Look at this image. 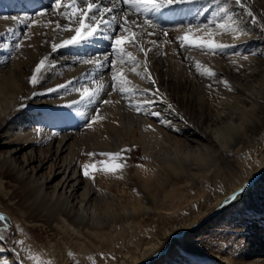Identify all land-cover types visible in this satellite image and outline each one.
<instances>
[{
  "label": "bare ground",
  "instance_id": "1",
  "mask_svg": "<svg viewBox=\"0 0 264 264\" xmlns=\"http://www.w3.org/2000/svg\"><path fill=\"white\" fill-rule=\"evenodd\" d=\"M221 1L251 33L236 40L230 34L216 36L218 42L236 45L223 57L187 46L180 49L175 39L185 26L205 24L217 0H194L166 11L163 16L171 14L172 21L155 18L169 30L173 43L160 48L166 55L155 50L149 54L150 70L168 100L202 124L197 139L186 143L165 134L152 117L128 114L126 102L113 93L111 98L121 102L102 105L106 119L99 122L107 135L119 131L121 136L112 144L102 141L99 129L85 126L83 114L92 115L94 106H67L79 99V93L48 91L68 80L74 81L72 88L91 87L98 78L105 84L101 99L108 98L110 67L96 73L91 65L74 63L77 50L72 48L51 53L55 25L45 29L42 24L56 17L36 14L47 13L53 0H0V216L11 220L16 237L12 250L0 237V264H142L157 255L168 237L181 232L171 251L153 264H190L194 256L199 264H264V60L231 55L253 54L254 45L262 43L264 0H247L257 9L255 25L237 5L230 8ZM25 18L41 21L34 26L40 34L17 51L14 45L26 31L19 20ZM146 39L164 38L161 34ZM108 47L101 40L80 51L101 53ZM129 50L143 59L142 53ZM44 54H51L54 64L33 86L28 78ZM186 56L190 59L184 60ZM197 60L212 68L217 79L237 72L228 74L233 91L225 92L218 111L203 101L202 83L188 81L195 80ZM127 75L140 89L151 85L133 73ZM83 126L96 151L106 152L110 145L112 152L134 146L127 153L129 169H124L123 179L104 182L98 190L87 183L71 148ZM138 154L142 163L135 161ZM250 182L253 186L245 191ZM184 211H189L185 217ZM116 245L123 248L117 250ZM183 248L198 254L190 256Z\"/></svg>",
  "mask_w": 264,
  "mask_h": 264
},
{
  "label": "snow or ice",
  "instance_id": "2",
  "mask_svg": "<svg viewBox=\"0 0 264 264\" xmlns=\"http://www.w3.org/2000/svg\"><path fill=\"white\" fill-rule=\"evenodd\" d=\"M193 2L194 0H53L47 13L42 11L36 14L41 18L46 15L56 17L55 20H48L47 23L42 24L45 29H48L52 24L55 25L51 28L52 33L55 34L52 38L51 53H56L60 49L72 48L77 50L73 56L74 63L91 65L92 70L96 73H101L106 67H110L111 91L107 92L108 98L101 99L105 84L100 82L98 78L94 79V86L91 87L81 85L72 88L70 86L74 84V81L68 80L66 83L48 89V91L65 90L79 93V99H73L72 103L67 105L68 107L81 103L94 106L91 116L86 113L83 114L86 117V127L89 129L94 124L106 119L101 111L102 105H113L121 102L111 98L113 93L118 94L126 102L127 107L136 114L155 117L159 124L168 126L170 122L162 119L161 113L154 110L155 100L153 97L159 99L161 103L164 102L159 89H140L128 78L127 73H133L152 85L156 84L149 67L151 63L149 54L155 50L158 54L166 55V53H160L159 50L163 45L171 44L173 41L169 39V30L163 28L155 18L163 16L166 11H171L173 8ZM234 3L250 17L251 24L257 23V17L248 9L245 0H234ZM3 19L9 18L4 17ZM12 19L17 20V18ZM61 20L67 23H61ZM19 23L25 26L26 31L20 34L14 45L17 51L21 49L24 41L31 40L34 35L40 34L34 31V26L40 24L41 21L25 18L19 20ZM213 25L214 27H212ZM64 33H69V35L64 36ZM194 33H202V36H196ZM161 34L164 38L162 41L146 39V37L160 36ZM223 34H230L233 40L239 39L241 36L251 35L242 27L238 17L230 15L229 11L221 6L213 14V18L208 19L205 24L185 26L183 35H177L175 39L179 41L180 49H197L204 55L223 57L230 48L236 47L234 43L228 44L215 40L216 36ZM101 40L107 42L109 46L107 51L101 53L80 51ZM145 44H151L152 47H145ZM28 47H32V45H28ZM129 48L142 53L143 59H138L137 55ZM231 55L238 56L243 60L249 59L248 55L236 51H233ZM189 59L190 57H184V60ZM231 63L235 65L237 61L232 60ZM53 64L54 60L51 54H44L32 70L28 82L33 86L37 85ZM194 67L200 76L223 85L230 92L233 91L230 83L225 79H217V73L209 66L197 60ZM237 70H239V66ZM207 87L212 89V83L208 84ZM23 106L21 103L20 107ZM168 108L172 109L173 106L169 104ZM148 128H151V125H148ZM152 130L155 131V129ZM52 135L55 136L57 133H52ZM133 150L134 146L122 148L119 152H89L87 153L89 157L99 155L107 159L101 161L99 165L84 164L82 175L93 180V182L97 173L123 179V171L128 167L127 153ZM109 161L113 162L110 163ZM136 167H142V165H136ZM235 198L233 196L229 200ZM4 219L5 217L0 216V221Z\"/></svg>",
  "mask_w": 264,
  "mask_h": 264
},
{
  "label": "rangeland",
  "instance_id": "3",
  "mask_svg": "<svg viewBox=\"0 0 264 264\" xmlns=\"http://www.w3.org/2000/svg\"><path fill=\"white\" fill-rule=\"evenodd\" d=\"M234 0H224V1H221L222 2V4L224 3V2H227L228 4H229V7L231 8V6L233 5H235V3L233 2ZM220 2V3H221ZM245 3H247L246 5H247V7H248V9L249 10H251V11H253V14L254 15H256L257 13H255V11L257 10L256 8H254V7H252L254 4H252V3H250V4H248V1L247 0H245ZM217 6V8L215 7L214 9H213V12H212V14H214V13H216L217 12V10H218V8L219 7H221L222 5H220L219 3L218 4H216ZM249 5V6H248ZM236 6V5H235ZM236 8H238V9H240V10H243V9H241L238 5L236 6ZM211 18H213V16L211 17ZM261 21V20H260ZM212 27H214V25L212 26ZM264 29V28H263ZM262 38H263V41H262V43L260 44V45H258V44H255L254 46H255V48L253 49V52L252 53H256L255 55H251V54H247L248 56L249 55H251L252 57V59H258V60H264V30H262ZM253 46V47H254ZM257 46V47H256ZM259 47V48H258ZM254 56H256V57H254ZM236 71H234V70H231V72H225L224 73V76L221 78V79H225V80H227L229 83H231V84H233V80H231L232 79V76L230 77L228 74L230 73V74H232L233 75V73H235ZM171 73V72H170ZM169 72L167 73V74H170ZM197 73V72H196ZM195 72H194V74L192 75V78H194L195 80H193L192 78V80H188V81H190V82H193L192 84H194V81H197V82H199L201 85H202V87H200V90H201V92H202V96H204V100L203 101H205V102H207V104L208 105H210V106H212V107H214V108H212L213 110H215V111H218L220 108H219V106L221 105V104H219L220 103V101H221V99H222V101H224L225 100V92H227L228 90L227 89H225L224 87H223V85H219V84H217V83H213V81H211V80H209L208 78H205V77H202V76H200L198 73L196 74ZM237 73V72H236ZM164 76V75H163ZM154 78V77H153ZM231 78V79H230ZM173 79V80H172ZM171 79V81L172 82H178L177 81V79H175V78H172ZM203 79V80H202ZM207 81H206V80ZM155 81H156V79H155ZM209 81V82H208ZM205 82V83H204ZM210 83H212V85H213V88L212 89H210V88H208L207 87V85L208 84H210ZM157 84V85H156ZM155 85H149L148 86V88H152L153 90H155L156 88H158L159 89V93H160V95L163 97V99H164V102L163 103H161L160 102V100L159 99H157V98H155V97H153V99L155 100V105H154V110L155 111H158V112H160V113H162L161 114V118L162 119H165V120H167V121H171L170 122V124L168 125V126H164V125H161V124H159L158 122H157V118H155V117H152V118H150V121H152L154 124H158V125H160V127L163 129V132H165V134L167 133V135H169V136H171V137H174V138H176V139H178V140H184V141H186V143L187 142H189V141H191V140H196L197 139V135H199L198 133H201V130H203V127H202V124L200 123V122H198V121H195L194 119H192L191 117H189L188 115H186L182 110H180L178 107H177V105L174 103V102H172V101H170V100H168V99H170L169 98V96H168V94H167V92H165L162 88H161V86L158 84V82L156 83ZM230 84V85H231ZM214 89V90H213ZM222 92V93H221ZM167 95V96H166ZM221 95V96H220ZM168 97V98H167ZM168 100V101H167ZM217 100V101H216ZM212 101V102H211ZM221 101V102H222ZM168 102V103H167ZM170 102V103H169ZM216 102V103H215ZM219 102V103H218ZM213 103V104H212ZM215 103V104H214ZM167 104L169 105V104H171L172 106H173V109L174 108H176V109H174V111H173V109H169L168 108V106H167ZM219 105V106H218ZM159 108H158V107ZM166 106V107H165ZM215 106H218V107H215ZM47 107H49V106H47ZM168 108V109H167ZM219 108V109H218ZM47 109H52V108H47ZM21 110H22V108H21ZM124 110H126V112L128 113V114H130V115H133V116H138V114H136L134 111H132V110H130L128 107H124ZM173 112H172V111ZM182 111V112H181ZM134 112V113H133ZM126 113V114H127ZM88 116H91V114H89ZM180 116V117H179ZM84 121H85V119H86V117H85V115H84ZM180 118V119H179ZM190 118H191V120H190ZM192 121V122H191ZM196 122V123H195ZM172 123V124H171ZM98 124V125H97ZM97 124H94L93 125V127H92V129H95V127H96V129L98 130V131H100V132H102V135L100 136L101 137V139H102V141L103 142H110V143H114L115 142V139H117L118 137H120L121 135L119 134V131H117V132H115V133H110V135H107L106 133H104V131H103V127H102V125L101 124H99V123H97ZM183 124V125H182ZM194 124V125H193ZM172 125V126H171ZM86 126V125H85ZM85 126H83V128L81 127L80 129H78L77 130V134H76V136H75V138L76 139H78V143H76V142H71V144H72V146H74V147H71V148H73L72 149V152L73 153H75V155H77V156H75L76 158H78V161H80V165H81V167L84 165V164H97V165H99L100 164V162L101 161H104V160H106L107 158L106 157H100L99 155H96V161H93L91 158L92 157H89L88 155H87V153H89V152H92V153H101V152H105V151H102V150H100V151H96L94 148H95V145H93L92 144V139H91V137H90V135H87L86 133L87 132H85L86 131V127ZM98 126V127H97ZM174 126H176V128H174ZM196 126V127H195ZM201 126V127H200ZM85 127V128H84ZM184 127V128H183ZM195 127V128H194ZM172 128V129H171ZM187 128V129H186ZM199 131V132H198ZM184 132V133H183ZM116 133H118V134H116ZM170 134H173V135H170ZM87 136V137H86ZM86 137V138H85ZM112 138V139H111ZM111 139V140H110ZM80 140V141H79ZM85 140H86V142H85ZM82 141V142H81ZM85 142V143H84ZM90 143V144H89ZM86 146V147H85ZM91 148H90V147ZM93 146V147H92ZM111 146V145H110ZM110 146H108V148L110 149V150H108V151H106V152H112V151H114V147H110ZM90 150V151H89ZM80 151V152H79ZM87 152V153H86ZM143 160H144V158H142V156L140 155L139 156V154L135 157V161H138L139 163H142L143 162ZM82 162V163H81ZM110 163L111 162H113V161H109ZM125 169H129V168H125ZM226 174H227V176H228V178L230 177V175H231V173L230 172H228V171H226ZM106 177V178H105ZM110 179V180H109ZM87 180V183H89V185L91 186V187H93V188H95V189H100V188H103L104 187V182H107V183H111V182H113V180H116V178H114L112 175H104V174H102V173H97L96 174V176H95V181L93 182V180H90V179H86ZM108 180V181H107ZM109 181H111V182H109ZM253 186V183L252 182H250V183H247L246 184V187H245V191H248V190H250L251 189V187ZM229 204L231 205L232 203H231V201L230 200H228V203H227V205L229 206ZM227 205H226V207H227ZM219 212H221V211H216V214H219ZM187 213H189V211H184L183 212V215H181V216H183V217H185V215L187 214ZM204 220H201L200 221V223L201 224H204ZM14 227H13V224H12V222H11V220L9 219V218H5L4 220H2V221H0V237H2V239L4 240V242H5V244L7 245V247L10 249V250H12V248H13V246H14V242H15V240H16V237H15V233H14ZM183 232H181V233H177V234H172L170 237H168V239L166 240V242H165V244H164V246L158 251V253H157V255L156 256H154V257H151V258H149V259H147V260H145V261H143L142 262V264H153L157 259H159V257H161V256H163V255H165V254H167V253H169V251H171V245H172V243L173 242H177V241H179L180 240V235L182 234ZM116 248L115 249H117V250H119V249H121V248H123V246H119V245H116L115 246ZM194 247V246H193ZM107 249H101L99 252H101V251H106ZM183 250L185 251V253H187V254H189L190 256H192V255H196V254H198L197 253V251H195V253H194V250H188V249H185V248H183ZM187 258V257H186ZM199 262L200 261H198L197 259H196V257L194 256V257H192V259L191 260H189V263L190 264H199Z\"/></svg>",
  "mask_w": 264,
  "mask_h": 264
}]
</instances>
